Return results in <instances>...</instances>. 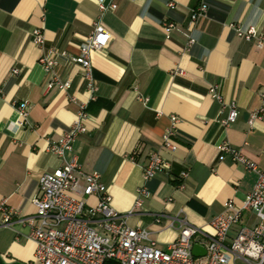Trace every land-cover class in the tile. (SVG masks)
Returning <instances> with one entry per match:
<instances>
[{"label":"crops","instance_id":"0c3cea01","mask_svg":"<svg viewBox=\"0 0 264 264\" xmlns=\"http://www.w3.org/2000/svg\"><path fill=\"white\" fill-rule=\"evenodd\" d=\"M114 1L117 10L101 13L98 0H0V202L20 215L36 213L40 178L63 166L49 145L70 129L86 103L85 132L67 159L76 157L85 172L100 174L112 207L122 215L134 209L137 191L145 186L150 197L128 222L149 230L166 249L177 240L181 220L210 235V222L224 204L234 200L241 206L254 190L257 175L229 157L221 161V144L229 143L264 170V113L248 124L264 108V45L230 29L251 26L264 37V0ZM201 2L209 6L208 17L192 23ZM164 19L176 26L169 36ZM98 23L111 39L91 58L96 100L68 60L57 73L71 82L70 91L47 89L32 32L42 30L47 48L75 57ZM189 36L196 43L187 51ZM215 85L222 103L211 97ZM24 102L30 106L28 125L17 110ZM233 103L239 118L224 128L218 120ZM173 116L180 122L176 150L169 151L163 135ZM156 152L170 170L143 183V167ZM86 202L95 206L98 199ZM158 215L166 217L158 222ZM196 241L207 243L203 236ZM35 249L28 228L0 227L1 264L29 262Z\"/></svg>","mask_w":264,"mask_h":264},{"label":"built area","instance_id":"2783aa9c","mask_svg":"<svg viewBox=\"0 0 264 264\" xmlns=\"http://www.w3.org/2000/svg\"><path fill=\"white\" fill-rule=\"evenodd\" d=\"M98 6L101 13L118 8L114 0H98ZM168 7L174 10L176 4L170 2ZM208 11L209 6L201 2L192 11L191 22L206 19ZM161 25L168 36L176 28L167 19ZM230 29L243 40H257L258 47H263L264 37L254 27L232 24ZM31 37L42 52L39 63L48 78L47 89L56 87L61 91H70L71 82L57 73L62 61L68 60L78 66L90 99L96 100L99 87L94 79L91 58L94 52L105 50L111 39L110 33L101 23L96 24L93 34L85 40L79 55L75 57L47 48L45 36L40 29H35ZM195 43L196 40L189 36L186 50L190 51ZM176 72L183 74L180 70ZM14 73L18 74L19 71L15 70ZM210 94L213 99L222 103L219 85L211 87ZM261 96L264 99V94ZM263 109L251 114L248 123L250 127L261 119ZM17 110L20 120L28 125V103L20 104ZM86 110L87 104H81L77 119L70 129L58 141L49 145V151L63 161V166L40 178L39 192L33 202L36 213L30 216L20 215L7 206L6 200L0 202V227L13 228L19 224L28 228L29 239L36 246L31 261L12 264H264V170L256 163L229 143L221 144L218 147L221 161L229 157L234 163L243 165L257 175L254 190L247 194L241 206L234 200H228L224 204L223 212L210 222L213 231L210 235L186 220H181L177 240L163 249L152 239L149 230L133 228L128 222L135 211L141 209L143 200L150 197L145 186L137 191L134 209L122 215L112 207L111 196L101 182L100 174L85 172L76 157L67 159V154L73 151L78 137L85 132V122L88 119ZM238 118V107L233 103L227 117L220 118L218 122L222 127L228 128ZM179 122L177 116L171 118V126L163 135L165 150H176L174 137ZM166 170H170V164L160 153L151 154L143 167V183ZM91 196L98 199L95 206L87 205L86 198ZM163 217L166 216L158 215L156 220L160 222ZM198 236H203L207 243L196 241ZM194 245L204 247L206 256L196 258L193 255Z\"/></svg>","mask_w":264,"mask_h":264},{"label":"water","instance_id":"95a60500","mask_svg":"<svg viewBox=\"0 0 264 264\" xmlns=\"http://www.w3.org/2000/svg\"><path fill=\"white\" fill-rule=\"evenodd\" d=\"M206 254H207V252H206L204 247H202L200 245H194V247H193V255L196 258L204 257V256H206Z\"/></svg>","mask_w":264,"mask_h":264},{"label":"trees","instance_id":"16d2710c","mask_svg":"<svg viewBox=\"0 0 264 264\" xmlns=\"http://www.w3.org/2000/svg\"><path fill=\"white\" fill-rule=\"evenodd\" d=\"M0 264H1V262H0ZM108 264H114V263H112V262H109Z\"/></svg>","mask_w":264,"mask_h":264},{"label":"rangeland","instance_id":"374dc122","mask_svg":"<svg viewBox=\"0 0 264 264\" xmlns=\"http://www.w3.org/2000/svg\"><path fill=\"white\" fill-rule=\"evenodd\" d=\"M203 261H205V260H203Z\"/></svg>","mask_w":264,"mask_h":264}]
</instances>
